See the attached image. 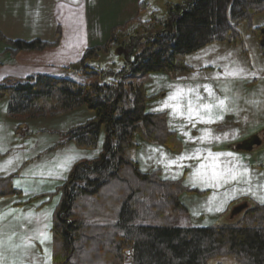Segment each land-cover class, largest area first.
Returning <instances> with one entry per match:
<instances>
[{
	"label": "trees",
	"instance_id": "obj_1",
	"mask_svg": "<svg viewBox=\"0 0 264 264\" xmlns=\"http://www.w3.org/2000/svg\"><path fill=\"white\" fill-rule=\"evenodd\" d=\"M147 6L148 0H141L139 12ZM262 13L264 0L167 3L145 20L137 17L113 28L105 45L84 51L70 77L37 74L14 86L0 85L11 118H55L82 107L92 113L62 134L64 143L98 154L76 163L58 187L49 264H211L219 259L264 264V204L238 200L217 224L193 227L180 199L205 192L161 178L159 171L144 173L131 158L138 138L171 152L183 148L166 115L148 111L161 94H149L145 79L192 71L185 58L211 44H242V24L261 41L262 29L252 21ZM6 42L13 55L49 46L38 40ZM259 49L264 59V45ZM103 54L110 55L109 62L95 63ZM75 71L83 83L73 78ZM10 179L0 178V199L20 195ZM242 203L246 209L229 219L230 210Z\"/></svg>",
	"mask_w": 264,
	"mask_h": 264
},
{
	"label": "rangeland",
	"instance_id": "obj_2",
	"mask_svg": "<svg viewBox=\"0 0 264 264\" xmlns=\"http://www.w3.org/2000/svg\"><path fill=\"white\" fill-rule=\"evenodd\" d=\"M171 1L179 3L181 0ZM152 4L161 5V2L152 0ZM252 26L262 29L263 35L264 13L253 19ZM239 27L242 44H231L227 50H215L210 46L204 47L185 58V63L192 71L175 75H151L145 79L148 89L150 88L152 91L157 89L156 92L162 91L164 95L161 101L151 105L150 110H165L166 112L158 113L166 115L168 127L179 138L181 137L183 143L182 150L180 152L169 151L172 154L170 156L168 153H163L164 156L159 157L157 153L155 154L157 159L163 162V166L165 161L166 163L171 162L167 170L160 168L162 171L159 170V172H162L163 177L170 175L181 177L185 172L187 178L189 177L188 174L191 173V175L189 174L192 176L190 181H196V178H199V174L193 173L195 169L197 170L196 162L198 163L201 157H205L203 152L201 155L198 154V148L206 152L205 148H210L209 146L215 138L222 139L225 137V133L231 132L229 126L241 127L239 121L231 123L229 119H220L226 116L231 93H234L237 101L239 100L238 105H247L250 110L249 114H252L255 123L249 126L251 133L241 137L238 136L241 129L238 128V131L234 129L233 133L238 138L232 143H237L242 138L252 135L264 140V126L260 125L264 117V81L256 86L254 83L251 84L252 81L250 80L249 85L246 82H238V85L236 83V81L241 80L240 77L245 75L249 67L258 70L261 69L259 62L264 65V59L259 49L260 45H256L257 41L260 44L264 42V39L257 40L248 32L244 24ZM263 45L264 43L261 46ZM109 60L110 55L103 54L95 63L105 65ZM80 75L75 71L73 77L78 82L83 83L85 79ZM13 83L16 84V80L8 78L4 85L14 86ZM233 83L236 85L235 87H233ZM252 86L255 87L250 88ZM244 95L251 96V103H242V96ZM221 101H223V105H221ZM177 104L179 105L174 111V106ZM189 104L193 108L191 119H189ZM204 105L210 107L205 108ZM170 107L173 109L168 110ZM3 109L5 110L4 113ZM171 111H174L175 114ZM230 111L233 112L234 107ZM246 113L248 114V112ZM91 115L92 113L84 108L55 118L46 117L32 120L11 118L6 113V101L0 99V178L11 177L12 187L20 191L19 196L0 199V208H2L0 210V256H2L0 264H49L47 259L50 260L51 241L48 232H50L52 215L59 199L58 187L64 182L76 163L92 159L98 154L97 150L78 149L72 143H64L65 138L62 134L77 125L83 124ZM178 119L181 122H178ZM216 119H218L216 122L207 124L208 121L211 122ZM23 125L25 126L23 127L24 132L21 130L22 128L19 129ZM189 131L193 132V135H187ZM200 131L208 132V135L200 137ZM137 140L144 142L140 138ZM101 143L102 139L99 142V150ZM217 149L221 150L220 148ZM262 150H264V146H259L254 151L243 152V154L253 153L255 156ZM182 151L183 154L191 155V162L188 161V158L185 159L178 155ZM222 151L232 153V150L227 147ZM257 157L263 158L261 155H257ZM153 167H149V172L153 171ZM208 171L212 172L213 169L209 166ZM206 173L204 171L201 176H206ZM196 183L201 184L198 180ZM190 197H185L189 206L192 210L198 209L199 201L194 198L190 199ZM194 197L199 199L197 196ZM30 209L39 212V216L45 219L44 221L38 219V222H33L31 229L27 227L31 219L30 216L34 213H29ZM21 210H24V213ZM194 217H192V221ZM200 221L203 219L197 216L193 224ZM38 253L40 257L35 258ZM211 264H236V262L232 259H219L211 262Z\"/></svg>",
	"mask_w": 264,
	"mask_h": 264
},
{
	"label": "crops",
	"instance_id": "obj_3",
	"mask_svg": "<svg viewBox=\"0 0 264 264\" xmlns=\"http://www.w3.org/2000/svg\"><path fill=\"white\" fill-rule=\"evenodd\" d=\"M140 1L141 0H0V85L4 84L5 80L8 78L15 79L17 84L27 77L37 74L53 77H65L66 75V77H70L72 75L70 70L80 60L84 51L105 45L109 40L113 28L121 27L126 22L137 17L145 20L151 12L163 10L165 4H179L183 0L179 3H174V1L171 0H156L160 1L161 5H154L152 4V0H148V6L142 13L138 10ZM35 40L46 43L49 46L41 51L20 52L13 55L10 53V47L6 42H32ZM256 45H260L258 41ZM209 46L215 48V50H227L231 45L214 43ZM258 64L261 69L254 70L249 67L245 75L240 77L241 80L236 81L237 85L238 82H246L248 84L249 80L252 81L251 84L254 83L255 86L263 82L264 65L262 62ZM235 86L236 85L233 83V87ZM255 86L250 88H254ZM145 89L151 95L161 94L159 99L147 106L148 111L153 113L166 112L165 110L159 111L158 109L154 111L150 110L151 105L162 100L164 97L162 94L163 92H156L157 89L152 91L150 88L148 89L147 84ZM231 95L232 96L229 97L230 105L226 111V116L220 119H229L231 123L239 121L238 123L241 124L242 128L237 125L238 128L241 129L238 136L241 137L251 133L249 132V126L255 123L253 122L254 119H252V114H249L250 110L247 108V105H238L239 100L237 101L236 97H234V93H231ZM1 99L5 100L7 105V98ZM251 99V96L244 95L242 96V103H251ZM178 105L179 104L174 106V111ZM229 107H231V109H229ZM233 107L234 111L231 112L230 110H232ZM80 109L84 108L82 107ZM170 109L173 108L170 107L168 110ZM2 111L4 113L5 110L3 109ZM174 111L171 112L175 114ZM246 112H248L249 115ZM177 115L180 114L177 113ZM217 120L218 119L211 122L208 121L207 124L214 123ZM262 120L260 125L264 126V117ZM177 121L181 122L180 119ZM229 127L231 128V132L225 133V137L222 139L215 138L209 146L211 149L208 148L210 150L205 148V152L203 149L198 148V154L201 155L203 152V156L205 157H201L199 162H196L195 166L197 170L195 169V171H193L195 175L199 174V178H196V181H190L192 177L190 176L191 173H189L190 175L188 174L189 177L187 178L185 176L187 173L185 172H183L184 177L183 175L181 177H179V175L178 177H172V175L163 177L162 172H159L161 178L180 180L183 182L182 184L189 189L205 192L203 195L185 194L180 199L189 213L190 223L193 227H207L216 224L228 206L238 200L249 199L258 204H264V169L259 167L260 164H264V150L258 152V154L254 156L253 153L235 154L234 152L230 153L217 149L220 148V146L237 140L238 137L233 133V130L237 129L238 131L239 129L233 128L232 126ZM187 135H193V132L189 131ZM199 135H201L200 137H204L208 135V132L200 131ZM156 153L158 157L164 156L163 153H168L169 156L171 154V152L162 145L144 143L137 140V147L131 151V158L138 164L139 168L144 173H150V166H154L153 171H162L163 168L167 170L171 162L166 163L165 161L163 166V162L158 160V157L155 156ZM151 154L153 155L152 157ZM182 154L183 151L178 155L183 156L185 159L188 158L189 162L192 161L191 155ZM257 155H261L263 158H260V160ZM202 165L204 166L203 169ZM213 165H215L216 171L233 169L237 178L231 179L230 177H226L224 182L203 178L205 176L201 175L204 171L208 173H206V176H211L210 173L212 172H209L208 169L209 166L213 169ZM156 168L158 170H154ZM197 180L201 184L196 183ZM186 196H191L190 199H197L200 205L199 208H194V210H192L189 206V202H187L185 198ZM194 196L199 197V199ZM1 209L2 208H0V210ZM24 210H21V212L24 213ZM31 212H34V210L30 209L29 213ZM193 216H195L193 221L197 216H200L203 221L193 224ZM30 218L27 225L30 229L33 222H38V219L39 221L45 220L39 216V212L37 211L31 214ZM43 227L45 228V226ZM38 257H40L39 253L35 255V258ZM47 262L50 263V260L47 259Z\"/></svg>",
	"mask_w": 264,
	"mask_h": 264
},
{
	"label": "water",
	"instance_id": "obj_4",
	"mask_svg": "<svg viewBox=\"0 0 264 264\" xmlns=\"http://www.w3.org/2000/svg\"><path fill=\"white\" fill-rule=\"evenodd\" d=\"M263 42L260 43L262 45ZM259 138L255 135H252L249 137L247 140L244 139L243 141H239L237 143L229 145V149L234 151V152H252L255 149L259 147ZM263 147V146H262ZM247 207L246 203H242L239 205L234 206L228 215L229 219H233L234 217L238 216L243 210H245Z\"/></svg>",
	"mask_w": 264,
	"mask_h": 264
},
{
	"label": "snow or ice",
	"instance_id": "obj_5",
	"mask_svg": "<svg viewBox=\"0 0 264 264\" xmlns=\"http://www.w3.org/2000/svg\"><path fill=\"white\" fill-rule=\"evenodd\" d=\"M220 103H221V105H223V101H221ZM204 107L209 108L210 106L204 105ZM192 115H193V108H192V105L189 104V119L192 118ZM229 155H231V154H229ZM202 167H204V166L202 165ZM226 177H230L231 179H236L237 175L233 169H228L227 171H216L215 165H213V171H212L211 176L210 177L205 176L203 178L210 179V180L217 181V182H224ZM0 259H2V256H0Z\"/></svg>",
	"mask_w": 264,
	"mask_h": 264
},
{
	"label": "flooded vegetation",
	"instance_id": "obj_6",
	"mask_svg": "<svg viewBox=\"0 0 264 264\" xmlns=\"http://www.w3.org/2000/svg\"><path fill=\"white\" fill-rule=\"evenodd\" d=\"M249 137H251V136H248V137H246V138H242L240 141H243L244 139H248ZM233 144V143H232ZM258 144H259V146H264V140H262V139H259V142H258ZM230 145V144H229ZM228 145V146H229ZM227 146V148L229 149V147ZM233 152V151H232Z\"/></svg>",
	"mask_w": 264,
	"mask_h": 264
},
{
	"label": "bare ground",
	"instance_id": "obj_7",
	"mask_svg": "<svg viewBox=\"0 0 264 264\" xmlns=\"http://www.w3.org/2000/svg\"><path fill=\"white\" fill-rule=\"evenodd\" d=\"M256 28V27H255Z\"/></svg>",
	"mask_w": 264,
	"mask_h": 264
},
{
	"label": "built area",
	"instance_id": "obj_8",
	"mask_svg": "<svg viewBox=\"0 0 264 264\" xmlns=\"http://www.w3.org/2000/svg\"><path fill=\"white\" fill-rule=\"evenodd\" d=\"M14 84V83H13Z\"/></svg>",
	"mask_w": 264,
	"mask_h": 264
}]
</instances>
